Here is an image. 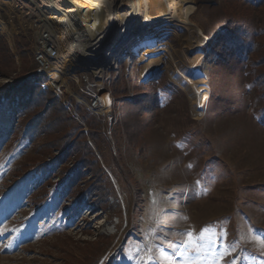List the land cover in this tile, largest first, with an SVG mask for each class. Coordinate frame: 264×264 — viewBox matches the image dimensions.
<instances>
[{
  "label": "rangeland",
  "instance_id": "rangeland-1",
  "mask_svg": "<svg viewBox=\"0 0 264 264\" xmlns=\"http://www.w3.org/2000/svg\"><path fill=\"white\" fill-rule=\"evenodd\" d=\"M196 3L194 22L206 23V33L217 27L216 37L226 20L222 0ZM40 21L12 0H0V264H93L81 252L94 253L95 246L104 247L95 264H264V105L245 62L255 21H248L231 61L211 53L215 37L202 45L196 71L186 52L187 30L155 23L129 62L104 69L110 120L104 108L90 112L77 100L84 94L69 78L76 67L90 68L80 43L68 46L61 66L38 72L31 45ZM149 51H158L156 71L143 80ZM35 74L42 78L34 81ZM195 74L206 86L193 113L187 86ZM48 79L57 93L45 86ZM23 80L54 95L85 134L77 108L97 120L99 149L86 141L111 191L103 203L61 197L63 178L55 173L53 185L35 191L42 181L33 161L38 143L10 132L13 119L21 121ZM145 91L158 100L154 125L132 145L120 129L118 106ZM56 153L41 159L49 162Z\"/></svg>",
  "mask_w": 264,
  "mask_h": 264
},
{
  "label": "trees",
  "instance_id": "trees-1",
  "mask_svg": "<svg viewBox=\"0 0 264 264\" xmlns=\"http://www.w3.org/2000/svg\"><path fill=\"white\" fill-rule=\"evenodd\" d=\"M222 2L226 11L225 25L216 37L217 31L208 40L209 42L215 37L210 44L211 53L219 54L222 59L231 61L232 49L247 35L249 20H254L256 29L252 34L245 62L249 80L264 105V0H222ZM231 65L233 62H229L228 67ZM35 76L34 81L42 78L37 74ZM52 83L53 81L48 79L45 86L55 92ZM117 85L118 78L113 79L112 92L115 93ZM19 89L22 94L27 95L19 112L21 121L15 124L13 119L11 125L14 130L10 132L15 133L20 139L38 143L33 161H36L34 167L39 168L35 176H41L42 181L36 182L35 191L41 192L42 189L53 185L52 175L55 173L63 178L59 189L61 197L71 196L76 200L85 198L95 200L94 202L98 204L103 203L110 196L111 191L107 186L103 169L86 141V137L90 138L99 149L97 120L77 108L81 118L88 125L85 134L50 92L30 80L21 81ZM118 107L121 112L119 126L122 133L129 144H137L142 139L139 133L154 125V112L158 107L156 96L145 91L139 96L124 98L119 102ZM51 151L57 152L51 161L45 162L41 159ZM103 249V246H95L94 253L84 249L81 255L85 259L90 258L88 262L95 264Z\"/></svg>",
  "mask_w": 264,
  "mask_h": 264
},
{
  "label": "bare ground",
  "instance_id": "bare-ground-1",
  "mask_svg": "<svg viewBox=\"0 0 264 264\" xmlns=\"http://www.w3.org/2000/svg\"><path fill=\"white\" fill-rule=\"evenodd\" d=\"M12 1L41 20L42 24L35 30L34 37L41 42L43 51L49 52L48 48L56 51V58L48 59L50 63L44 67L45 74L55 62L61 66L68 46L78 42L83 47L84 61L90 68H76L82 73H93L100 86L104 69L116 68L118 61L129 62L137 48L147 43L142 39L152 35L151 27L157 22H172L187 30L186 52L191 54L188 59L194 71L202 59V45L218 29L216 27L215 31L206 33V23L194 22L198 11L196 0H162V7L158 0ZM133 5L138 8H133ZM157 52L149 51L143 58L141 79L146 80L155 73L153 57ZM195 77L194 81L188 79L187 86L193 113L197 112L199 95L206 86L204 79L198 78L196 74ZM101 91L105 92L104 89ZM104 103L106 108L107 100Z\"/></svg>",
  "mask_w": 264,
  "mask_h": 264
},
{
  "label": "built area",
  "instance_id": "built-area-1",
  "mask_svg": "<svg viewBox=\"0 0 264 264\" xmlns=\"http://www.w3.org/2000/svg\"><path fill=\"white\" fill-rule=\"evenodd\" d=\"M48 50L49 52L43 51L41 42L39 40H36L33 34L31 54H32L33 61L37 65L38 72H44L43 71L44 67L48 63H50L48 59L56 58V51L50 48H48ZM108 69L106 68L105 71ZM106 78L107 77L104 74L103 78L101 79L102 82L100 86L98 84V81L94 77L93 73L91 72L82 73L81 71L77 70L76 77L69 78V79L74 81L76 86L80 89L81 93L84 94L83 98H80L77 100L80 101L90 112L100 113V110L104 108L105 109L104 111H107L105 112V115L110 120L111 119L110 109H106L105 104H104V102L108 100V99L104 100V97H106L107 93L101 91V89H105L103 87V81L106 80Z\"/></svg>",
  "mask_w": 264,
  "mask_h": 264
},
{
  "label": "snow or ice",
  "instance_id": "snow-or-ice-1",
  "mask_svg": "<svg viewBox=\"0 0 264 264\" xmlns=\"http://www.w3.org/2000/svg\"><path fill=\"white\" fill-rule=\"evenodd\" d=\"M187 264H194V262L189 261V262H187Z\"/></svg>",
  "mask_w": 264,
  "mask_h": 264
}]
</instances>
